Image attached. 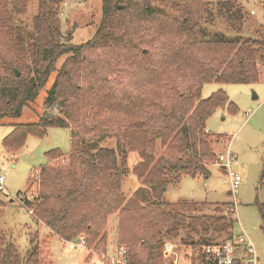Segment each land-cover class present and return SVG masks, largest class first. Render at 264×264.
<instances>
[{"label": "trees", "instance_id": "trees-1", "mask_svg": "<svg viewBox=\"0 0 264 264\" xmlns=\"http://www.w3.org/2000/svg\"><path fill=\"white\" fill-rule=\"evenodd\" d=\"M56 1L36 0V13L26 24L19 17L28 0H0V119L18 115L56 72L38 122L14 125L2 140L3 148L17 150L27 136L43 137L49 127L70 131L67 156L57 149L46 153L49 160L63 158L40 167L41 190L35 202L22 203L64 239H98L101 252L107 251L102 229L108 216L117 213L116 245L126 249L130 264H153L162 237H175L181 229L219 235L233 228L230 203L215 204L227 210L221 216H189L165 209L162 188L183 176L209 175L215 154L204 132L206 119L220 106L235 108L222 90L201 98V87L207 82L258 81L257 67L264 69V33L244 39L209 35L202 26V0H172L175 11L182 13L180 22L137 0H102L92 38L72 45L62 40L52 6ZM231 7L229 21L239 20L241 6L236 4L232 12ZM66 53L70 57L56 71L57 59ZM112 61L116 67L127 62V76L113 74ZM77 78L88 81L86 89ZM114 135L117 150L101 144ZM157 140L163 152L154 159ZM125 148L138 153L133 173L142 184L128 198L120 191L123 170L117 163ZM255 205L264 233V203ZM3 207L0 200V213ZM137 242L145 258L135 257L124 244ZM30 243L22 254L0 231V264H37L38 246L32 238Z\"/></svg>", "mask_w": 264, "mask_h": 264}, {"label": "rangeland", "instance_id": "rangeland-1", "mask_svg": "<svg viewBox=\"0 0 264 264\" xmlns=\"http://www.w3.org/2000/svg\"><path fill=\"white\" fill-rule=\"evenodd\" d=\"M137 1L163 9L178 22L181 21L182 13L175 11L172 0ZM236 4L241 6V18L230 22L228 16L231 13L227 12V8L232 6L230 11H235ZM52 6L56 11L64 43L83 45L92 38L101 19L102 0H57ZM36 9V0H28L27 11L19 18L29 24ZM202 26L209 35L222 33L242 39L264 33V0H202ZM107 56L109 54L103 58ZM69 57L70 53L60 56L56 61L55 70L61 69ZM109 68L113 74L119 72L117 77L121 79L131 70L125 61L117 67L112 61ZM257 70L260 78L254 83L207 82L202 85L201 98L205 99L212 92L222 90L234 104L235 110L231 111L228 105L220 106L206 119L204 132L208 136L210 149L215 154L214 164L209 165V175L183 176L177 183L170 181L162 188L165 209L177 210L189 216H221L227 214V210L215 204L230 203L233 209L228 216L236 220L233 228H228L219 235H204L199 231L187 229L179 230L175 237L165 235L162 237L160 256L153 264H174L175 261V264H194L195 252L204 243L225 242L242 232H245L252 242L259 264H264V233L255 205L256 202L264 203V179L259 180L264 164V69L258 66ZM55 76L56 72L50 74L36 98L24 105L18 115L0 119V175L4 178V189L0 190V200L4 203L0 213V231L3 239L10 240L22 254L31 246L32 238L38 246L37 264H108L106 260L101 259V254L113 255L118 248L117 213L108 216L101 232V236L105 234L106 237L103 244L107 246L106 252L97 249L98 239L94 243L85 241V244L80 246L77 243L74 249H69L68 244L78 240V237L67 240L55 234L35 217L33 210L22 203V199L35 202L41 190L40 167L58 164L61 158L69 153V129L49 127L43 137L27 136L23 146L14 151L6 150L2 146V140L12 131L14 125L38 122L45 110L46 92ZM76 81L87 88L88 81L82 78H77ZM90 81L94 84L97 82ZM55 113H58L57 109ZM117 140L114 135L106 137L101 144L117 150ZM156 142L154 159L163 152L159 140ZM55 149L59 150L63 157L49 160L46 153ZM227 150L235 157L237 163L232 169L240 176V182L234 189H231L229 176L222 166L221 156ZM122 159H125L123 166ZM139 160L138 153L128 148L123 149V155L117 154V163L123 170L120 191L125 198L142 186L141 180L133 173V168ZM16 192L21 193L18 196ZM203 202L206 203L193 205ZM200 239L203 242H200ZM124 244L132 248L135 257L145 258L138 242L133 246Z\"/></svg>", "mask_w": 264, "mask_h": 264}, {"label": "built area", "instance_id": "built-area-1", "mask_svg": "<svg viewBox=\"0 0 264 264\" xmlns=\"http://www.w3.org/2000/svg\"><path fill=\"white\" fill-rule=\"evenodd\" d=\"M221 159L222 166L226 169L227 175L229 176L230 187L231 189H234L240 182L239 174L232 169V167L236 165L237 161L229 150L221 156ZM3 181V175H0L1 191L4 189ZM77 243L78 246L84 245V237L81 236L78 240L70 242L68 244L70 246L69 249H74L73 247H75ZM101 259L106 260L108 264H130L127 252L123 247L116 248L113 255H110L109 253H102ZM194 264H259V259L249 237L245 234V232H242L225 242L218 244L208 243L200 246L195 252Z\"/></svg>", "mask_w": 264, "mask_h": 264}, {"label": "water", "instance_id": "water-1", "mask_svg": "<svg viewBox=\"0 0 264 264\" xmlns=\"http://www.w3.org/2000/svg\"><path fill=\"white\" fill-rule=\"evenodd\" d=\"M14 72L16 76H19V72L16 69L14 70Z\"/></svg>", "mask_w": 264, "mask_h": 264}]
</instances>
